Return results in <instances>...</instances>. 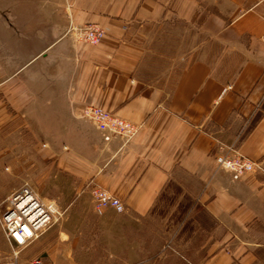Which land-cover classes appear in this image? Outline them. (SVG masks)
<instances>
[{"label":"crops","instance_id":"0c3cea01","mask_svg":"<svg viewBox=\"0 0 264 264\" xmlns=\"http://www.w3.org/2000/svg\"><path fill=\"white\" fill-rule=\"evenodd\" d=\"M69 22L105 36L83 42ZM87 104L136 135L104 141ZM18 137L124 203L100 214L124 250L170 188L182 194L181 237L138 264H264V0H0L3 150ZM219 141L262 168L232 179Z\"/></svg>","mask_w":264,"mask_h":264},{"label":"rangeland","instance_id":"374dc122","mask_svg":"<svg viewBox=\"0 0 264 264\" xmlns=\"http://www.w3.org/2000/svg\"><path fill=\"white\" fill-rule=\"evenodd\" d=\"M3 142L10 148L8 152L3 150L0 141V214L5 210L6 196L24 185L59 209L39 238L20 252L22 264L32 258H39L43 264H138L143 258L155 259L163 244L181 237L174 235V230L179 232L187 226L185 216L191 204L183 199L177 203L182 194L170 188L167 200L156 204L142 221L148 233L129 235L131 249L124 250L115 243L116 229L109 228L107 218L95 212L89 187L98 185L92 182L81 185L75 174L61 172L42 151L33 149V142L27 138ZM136 222L132 230H143L140 222ZM141 247L143 250H139ZM11 255V247L0 228V261H8Z\"/></svg>","mask_w":264,"mask_h":264},{"label":"built area","instance_id":"2783aa9c","mask_svg":"<svg viewBox=\"0 0 264 264\" xmlns=\"http://www.w3.org/2000/svg\"><path fill=\"white\" fill-rule=\"evenodd\" d=\"M65 1L69 7H75L81 2ZM67 32L75 34L79 40L89 44H96L105 36V30L94 23L77 25L69 22ZM80 116L90 121L106 142L114 137L128 142L139 129L137 124L93 104L85 105L80 111ZM212 155L216 165L228 172L234 180L262 168L260 162L241 154L235 141H219ZM89 192L97 214H102L106 208H112L117 213L125 211L124 203L108 190L93 185L89 187ZM4 201L5 210L0 214V228L11 247L12 255L8 261H0V264H22L19 262L20 252L39 238L56 218L59 209L53 202L43 201L28 185L11 192ZM24 264L43 262L39 258H32Z\"/></svg>","mask_w":264,"mask_h":264}]
</instances>
